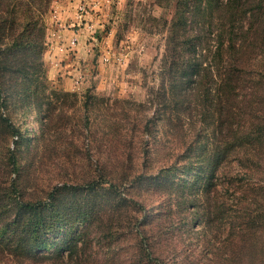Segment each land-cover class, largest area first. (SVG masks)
<instances>
[{
	"label": "trees",
	"instance_id": "1",
	"mask_svg": "<svg viewBox=\"0 0 264 264\" xmlns=\"http://www.w3.org/2000/svg\"><path fill=\"white\" fill-rule=\"evenodd\" d=\"M51 1L0 0V126L6 140L0 156V264H178L172 256L180 250L187 259L180 264H196L188 259L189 250L173 244L169 233L175 224L165 228L163 220H156L160 204L154 213L129 196L136 183L152 196L179 198L185 186L195 188L194 195L183 197L189 214L197 210L196 195L207 197L202 225L211 257L201 264H264V0H167L174 11L169 21L161 18L166 37L156 96L166 111L162 120L171 134L184 124L195 128L194 109L201 120L196 132H185L188 140H182L185 148L170 160L173 164L145 171L156 124L150 115L138 135L145 145L138 168L110 166L97 156L94 172L88 169L81 179L75 176V182L54 184L36 196L37 184L27 185L22 176L17 144L23 135L8 109L35 114L43 150L50 147L52 132L70 131L61 151L55 149L58 158L68 157L67 146L87 136L96 117L89 90L79 98L46 81L44 16ZM247 68L253 74L246 80ZM116 116L103 114V119L111 117L110 126ZM112 137L128 141L117 132ZM126 156L130 159L129 150ZM84 157L91 160L89 152ZM223 163L229 180L222 205L216 201L220 183L214 177ZM216 215L223 217V228L216 230H225L220 246L210 228Z\"/></svg>",
	"mask_w": 264,
	"mask_h": 264
},
{
	"label": "rangeland",
	"instance_id": "2",
	"mask_svg": "<svg viewBox=\"0 0 264 264\" xmlns=\"http://www.w3.org/2000/svg\"><path fill=\"white\" fill-rule=\"evenodd\" d=\"M61 3L62 0H52L44 16L46 32L42 60L45 46L57 45L60 52L68 54L67 58L73 63L76 62L77 72L75 71L76 74L73 76L72 67H66L64 74L59 72L58 77L55 75V79H50L43 60L46 81L50 87L70 90L65 88L68 86L66 78L73 76L72 81L74 80L73 84L76 85V89L70 91L77 92L79 98H82L84 92L89 90L92 96L91 108L96 113V117L87 136L81 134L76 146H67L68 157L58 158L55 155V149L61 151L63 144L60 147L59 145L64 142L63 138L71 137L70 131L66 135L58 134L57 131L52 132L50 147L43 150L44 135L41 134L35 114L29 110L27 115L23 116L20 114V109H17L18 112H15L13 108L8 109L9 116L19 126L23 135L17 146L19 160L24 165L22 176L27 185L37 184L36 196H43L42 190L54 184L75 182L74 177L79 176L81 179L82 174L88 169L94 172L99 166L96 164L97 156L100 157L101 162L106 161V164L110 166L121 167L122 163H125V165L139 167L138 158L142 159V150L145 145L140 142L138 135L141 133L140 129L143 128L144 119L150 115H153L156 124L153 128V136L147 145L149 154L148 159L146 158L145 171L156 173L158 168L173 164L170 160L175 154H181L185 148L186 143L182 140L185 138L188 140L189 137L185 136L187 134L185 132L188 130L190 134L196 132V128L201 126V120L199 109H194L192 124L195 128L189 129L184 124L183 127L176 128V133L171 134L162 120L166 111L163 110V105L158 103L159 95L156 96V91L163 81L161 62L166 37L161 18L164 15L168 21L170 20L174 11L172 3L167 0H77L74 7L75 25H78L76 27L78 29L86 23L87 30L83 41L86 56L83 58H77V55L73 54L80 42L77 30L74 29L75 25L70 27L73 32L71 38L75 37V42L71 43V38H69L67 44L63 46L64 37L60 32L63 22L60 14L64 6ZM49 19L53 22L52 27H50L51 24L47 27L46 20L48 22ZM58 62L61 60L58 59ZM252 74L253 70L247 68L243 75L247 80ZM159 110L160 113L157 114ZM121 112H127L128 117L120 119ZM103 114L117 115L116 117L119 118H115L114 124L108 126V120L111 117L103 119ZM181 116L186 115L181 113ZM77 132L76 130L74 134L80 133V131ZM112 132L124 136L130 143L126 140L124 143L119 142L117 138L112 137ZM202 140L209 142L207 137H203ZM7 142L10 147L13 146L10 139ZM5 143V133L0 126L1 157L5 150ZM128 150L130 159L126 156ZM86 152L91 154V160L84 157ZM197 154L198 152L195 156ZM203 157L206 158L207 153ZM183 162L179 161L177 164ZM197 165L198 163L194 164V166ZM2 178L4 177L1 170L0 179ZM214 180L220 183L216 192L217 204L223 205L228 196V192L225 191V181L229 180L228 176L225 177V163L216 170ZM124 190L128 193L127 188ZM144 190L143 184L136 183L128 194L142 201L143 204H140V207L144 205L154 213L157 212V206L160 204L161 215L156 220H163L165 228H168L169 223L175 224L173 231L169 233L173 244L179 246L177 248L183 247L189 250L191 253L188 259L195 260L196 264H201L204 259L206 260L205 256L211 257L209 253L211 248L206 245V238L209 234L204 233L202 225L206 212L205 206L208 205L207 197L203 194L196 195L194 202L198 205L197 210L194 209L189 214L185 211L188 201H185L183 197L188 196V193L194 195L195 188L188 191L185 186V192H180L183 194L178 196L179 198L175 194L157 193L152 196L151 193H142ZM141 193L144 195L142 196ZM180 201L183 203L178 204ZM191 217L194 219L190 222ZM222 220V216L216 215L210 225V228L216 232L214 238L216 246H220L225 239V230H216L223 228ZM189 228H191L190 232ZM224 249L223 247L221 249L223 257ZM180 251L179 255L172 256L178 264L185 263L187 260H183L185 252Z\"/></svg>",
	"mask_w": 264,
	"mask_h": 264
},
{
	"label": "crops",
	"instance_id": "3",
	"mask_svg": "<svg viewBox=\"0 0 264 264\" xmlns=\"http://www.w3.org/2000/svg\"><path fill=\"white\" fill-rule=\"evenodd\" d=\"M76 1L77 0H62V3H61L64 6V10L60 14L61 20L63 22V27H61V30H60V32L62 33L64 37L63 46L67 44L69 38H71L73 35V32L70 27L72 25L74 26L76 23V20L74 18V7L76 5ZM46 23H47V27H48V24H51L50 27L53 26V22L50 19L48 20V22L46 20ZM76 27H78V25H75L74 29L77 30V35H78L80 42H78L77 46L75 47L76 52L73 54L77 55L76 56L77 58L78 57L83 58L84 56H86L85 54L86 51L84 50L85 44L83 43L87 35L86 23L83 24L78 29ZM67 56L68 54L59 51L57 45L45 46V49L43 52V60L45 62L46 69H47V72L49 73L50 79H55V75H57L58 77L61 73L64 74L66 67H70V68L72 67L71 73L73 74V76L76 74L75 73L76 62L73 63V61L67 58ZM58 59H60L61 62H58ZM72 77L71 78L69 77V79L66 78V80L68 81V86L65 87L66 89H70V90L76 89V85L73 84L74 80L72 81Z\"/></svg>",
	"mask_w": 264,
	"mask_h": 264
},
{
	"label": "built area",
	"instance_id": "4",
	"mask_svg": "<svg viewBox=\"0 0 264 264\" xmlns=\"http://www.w3.org/2000/svg\"><path fill=\"white\" fill-rule=\"evenodd\" d=\"M75 37L71 38V43H74L75 42Z\"/></svg>",
	"mask_w": 264,
	"mask_h": 264
}]
</instances>
